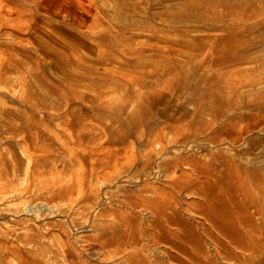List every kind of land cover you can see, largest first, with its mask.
<instances>
[{
    "label": "rangeland",
    "instance_id": "rangeland-1",
    "mask_svg": "<svg viewBox=\"0 0 264 264\" xmlns=\"http://www.w3.org/2000/svg\"><path fill=\"white\" fill-rule=\"evenodd\" d=\"M249 76L257 78L254 86L230 88L237 77ZM257 104L264 109V0H0V253L6 264H22L26 256L42 255V249L47 264H72L61 242L74 246L87 264H104L100 255L82 251L85 239L100 234L80 213L92 205H75V223L72 198L35 196L37 184L65 183L46 168L52 163L62 168L59 137L68 119L75 130L106 139L101 142L104 155L111 136L120 148L127 144L120 157L121 193H140L145 182L157 187L165 208L197 228L195 240L212 253L213 239L199 223L213 235L217 231L202 218L203 200L165 164L183 148L153 153L150 140L166 126L185 127L193 113L210 110L221 123L240 115L241 125L251 124L248 139L223 146L264 173V110ZM253 120L259 122L253 125ZM24 140L34 141L43 165L35 179L28 176L20 148ZM147 155L151 165L141 171ZM89 161L68 172L83 175ZM170 172L183 181L180 192L167 183ZM81 177L88 189V171ZM23 186L32 190L25 192ZM215 189L239 221L230 189L222 184ZM256 194L262 213L254 214V199L248 196L236 202L252 212L259 234L264 232V181ZM113 205L99 203L98 209ZM121 210L124 216L132 212L124 205ZM253 226L248 229L254 231ZM259 235L264 243V233ZM150 244L155 249L166 245ZM238 253L241 261L219 257V264H243L248 256L264 264V244L256 252Z\"/></svg>",
    "mask_w": 264,
    "mask_h": 264
},
{
    "label": "bare ground",
    "instance_id": "bare-ground-1",
    "mask_svg": "<svg viewBox=\"0 0 264 264\" xmlns=\"http://www.w3.org/2000/svg\"><path fill=\"white\" fill-rule=\"evenodd\" d=\"M215 29L220 30L221 28L218 26ZM218 35L222 37L221 34ZM4 51L11 53V51ZM256 82L257 78L254 76L241 79L237 77L236 80L231 81L230 88L251 87ZM256 107L263 109V105L258 106L257 104ZM10 109L15 110L16 106ZM212 114L210 110L193 113L185 127L166 126L159 129L158 134L152 136L150 140L153 153H161L165 148L173 149V146L177 145L183 148V150H177L178 152H175L177 155L165 164L171 170L179 171L182 179L186 180L187 186L191 188V193H195L203 200L202 218L217 231L216 235H213L203 222L199 223L202 233L209 234L213 239L212 253L195 240L196 234L198 235L197 228L193 229L175 209L168 211L165 208L166 198L157 187L145 182L139 190L140 193L138 191L130 195L121 193L122 164L120 157L121 149L127 148V144L120 148L111 136L110 143L107 145L110 148H108L107 155H104L101 151V142L103 143L106 139L101 138L100 141L98 135L89 130H75L74 121L70 119L63 122L61 130L65 132L63 137H59L58 153H63V155L58 162L62 164V168H58L55 163L49 164L46 168L54 178L64 177L65 183H54L52 179L53 183H45L42 186L37 184L38 189L35 196L48 201L60 196H65L70 200L72 198L71 212L75 223L79 215V208L75 205L79 207L92 205L93 209L80 213L85 217L83 221L93 230H98L100 234L95 238L85 239L82 251L85 254L100 255L104 264H119L120 260H124L125 264H219V257L228 261H241L242 258L238 252L251 251L253 253L263 247L264 243L259 234L264 232H259V234L256 232L258 230L251 222L252 212L249 214L248 209H243L245 206L240 201H236L240 197L246 199L248 196L254 199L252 200L254 214L262 213L256 192L261 189L264 173L258 166L253 168L245 160L240 161L241 157L233 155L229 148L223 146L229 142L246 141L251 124L241 125L240 115L225 117V123H221ZM257 122L259 120L252 121L253 125ZM42 141L45 143L46 139ZM34 146L35 143L31 140H24L20 144L22 154L29 163L28 176L31 179L37 178L43 168L35 155ZM150 157V155L143 157L141 171L151 165ZM87 158L92 159L88 165H83V175L88 171V189L86 177H81L83 175H77L76 172H68L69 169V171L72 170L70 167L81 165L82 162H86ZM3 159L1 155L0 163ZM177 178L178 176L171 175L170 172L167 183L180 192L183 181ZM99 180H106L105 185L97 184ZM219 184L230 189L232 201H235L233 205L239 212V221L227 207V201L223 200V193H217L215 188ZM78 186L81 188L77 190L78 195H72ZM23 189L25 192L32 190L28 186H23ZM108 202L114 205L105 211L98 209L99 203ZM122 205L132 212L124 216L121 210ZM130 213L133 214L130 215ZM168 225H174L175 229L171 230ZM251 226L254 227V231L248 229V227L251 229ZM151 241L154 244L166 243V245L155 249L151 247ZM57 242L61 241L58 239ZM61 248L73 259L72 264H87L79 257V252L74 246L61 242ZM45 249L48 252V249ZM47 256L48 254L42 249V255L26 256L21 259V263L47 264L45 259ZM248 257L247 262L243 264L261 263V259L253 263L254 259ZM0 262L6 264V258L1 253ZM8 262L7 264H10Z\"/></svg>",
    "mask_w": 264,
    "mask_h": 264
}]
</instances>
